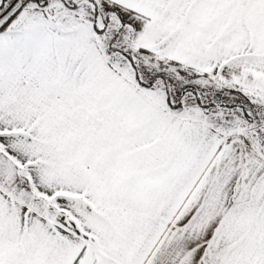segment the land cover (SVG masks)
I'll list each match as a JSON object with an SVG mask.
<instances>
[{"label":"snow or ice","instance_id":"1","mask_svg":"<svg viewBox=\"0 0 264 264\" xmlns=\"http://www.w3.org/2000/svg\"><path fill=\"white\" fill-rule=\"evenodd\" d=\"M0 264H264V0H0Z\"/></svg>","mask_w":264,"mask_h":264}]
</instances>
